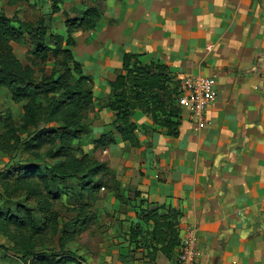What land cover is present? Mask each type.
Returning a JSON list of instances; mask_svg holds the SVG:
<instances>
[{"label": "crops", "instance_id": "1", "mask_svg": "<svg viewBox=\"0 0 264 264\" xmlns=\"http://www.w3.org/2000/svg\"><path fill=\"white\" fill-rule=\"evenodd\" d=\"M69 9L63 5L58 14ZM101 10L95 29L74 33V57L93 80V121L83 151L114 172L126 197L140 192L138 210H181L180 239L196 232V264H264V0H104ZM126 53L139 55L143 64L168 66L176 79L213 77L217 98L206 111L207 126L195 130L182 110L178 136L171 137L135 110L138 147L116 135L114 145L94 149L92 141L111 129L114 113L102 106ZM0 157L1 170L8 158ZM105 203L113 208V196ZM128 216L139 220L130 206ZM122 223V230H113L122 231L118 239L98 241L91 251L86 246L78 255L82 263L132 264L125 261L131 256L148 263L129 244V222ZM1 245L10 242L0 235ZM2 253L0 264H6ZM165 260L158 252L153 264Z\"/></svg>", "mask_w": 264, "mask_h": 264}, {"label": "trees", "instance_id": "2", "mask_svg": "<svg viewBox=\"0 0 264 264\" xmlns=\"http://www.w3.org/2000/svg\"><path fill=\"white\" fill-rule=\"evenodd\" d=\"M6 1L15 5L28 0ZM103 1L91 0L93 4L79 16L66 18L63 34L49 33L44 17L23 20L0 9V96L6 93L22 110L18 122L9 110L0 119V154L8 158L0 170V194L15 208L14 212L0 208V235L10 242L7 248L1 245L4 255L20 264H85L73 251L65 250V245L73 234L97 221L93 206L101 199L102 188L113 196L116 212L119 205L137 206L135 198L140 192L134 191L133 199L126 197L114 172L80 146L88 131L86 118L94 95L93 80L72 51L76 46L74 33L97 27L103 17ZM53 2L52 13H58L63 0ZM12 43L28 45L25 63L14 53ZM170 74L164 64H143L139 55L124 54L115 78L108 82L110 94L102 106L114 113V120L110 130L92 141L94 149L114 145L116 135L131 147H138V125L131 119L135 110L165 128L168 136L177 137L182 116L176 99L179 81L174 80L170 91ZM18 152L26 156L14 161ZM68 195L73 201L71 223L79 226L77 231L63 228L54 208ZM140 213L136 223L127 221V234L133 251L145 253L149 262L131 256L126 263L153 264L158 252L173 259L185 226L182 211L153 205ZM46 233L59 235L58 253L37 248Z\"/></svg>", "mask_w": 264, "mask_h": 264}, {"label": "rangeland", "instance_id": "3", "mask_svg": "<svg viewBox=\"0 0 264 264\" xmlns=\"http://www.w3.org/2000/svg\"><path fill=\"white\" fill-rule=\"evenodd\" d=\"M66 1V0H65ZM83 3H86L84 5ZM89 0H67L66 3L60 4V9L63 5L68 7L71 6V9H69L70 13L68 11H64L63 13L56 14L52 13V6L54 4L53 0H28V1H19L15 5H9L7 4L6 0H0V9H2L7 15H13L16 14L18 17H20L23 20H29V21H35L39 17H44V20L46 22V26L49 33H61L63 34L65 31V20L66 18H73L76 16H79L81 12L83 11V8L87 7L89 4ZM82 4V5H81ZM80 9V10H79ZM56 14V16H55ZM57 18V19H56ZM105 20H103V24H105ZM28 45L23 44H14L13 51L15 52L16 56L25 63V55L28 50ZM48 66H52V60L49 61ZM170 78L171 81L169 82L170 91H172V88L175 85L174 80L176 79V76L172 74L170 71ZM8 96L6 93H3L2 96H0V119L5 117L6 111L9 110L14 119L18 122L21 115L20 110L21 106L19 104H15L12 102L10 105L8 103ZM89 113L86 118V124H87V133L90 132V125L93 121L91 117H89ZM86 136V134H85ZM84 136V137H85ZM89 137V136H88ZM90 139V137H89ZM82 143L85 144V142H80V146L82 148ZM26 154L16 153L14 156V161H17L20 157H25ZM4 158L0 157V166L4 162ZM101 199L98 200L95 205L93 206V210H95V213L97 214V221L92 222L89 224V226L81 230L80 232H77L73 234L72 238L70 240L66 241L65 250L73 251L76 256L83 255L82 250L87 246L86 250L91 251V249H94L96 246V243L98 241H104V239H107V241L117 238L118 236L123 234L122 231L119 233V235L113 232V230L117 226H120V229L122 230L123 221H129L130 216H128V208L124 205L118 206V212L115 210L113 211V208H110L108 205H106L105 201L108 200L109 194L106 193V191L101 190ZM69 196V195H68ZM68 196H63L61 201L56 203L55 209L60 214V225L63 226V228L67 230H73L75 229L77 231L78 227H74L75 225L71 223V219L74 216V212L70 211L71 204L73 203L72 198H68ZM19 202H22L19 200ZM31 207H34L33 203H29ZM0 208L4 211H12L14 212V203H8L6 202L0 194ZM14 209V210H13ZM139 207H135L133 211L137 216L141 215L140 211L138 210ZM121 215L125 216V218L120 219ZM58 239L59 235L52 236L50 233H46L41 237V239L38 241V249H46L51 250L55 253L59 252V245H58ZM121 244V243H120ZM2 249V247H0ZM140 253V252H137ZM2 257L4 253L1 254ZM6 264H20L14 257H9L4 255L2 258ZM82 259V258H81ZM84 261V259H83Z\"/></svg>", "mask_w": 264, "mask_h": 264}, {"label": "built area", "instance_id": "4", "mask_svg": "<svg viewBox=\"0 0 264 264\" xmlns=\"http://www.w3.org/2000/svg\"><path fill=\"white\" fill-rule=\"evenodd\" d=\"M177 104L185 110L195 130L207 126V109L216 101V81L213 77L201 74H187L178 79ZM103 190V188L101 189ZM177 255L166 259L163 264H196L200 257V248L196 232L188 231L180 239Z\"/></svg>", "mask_w": 264, "mask_h": 264}]
</instances>
